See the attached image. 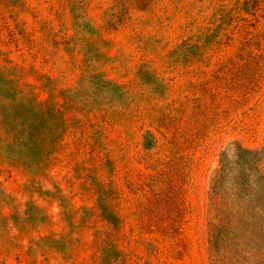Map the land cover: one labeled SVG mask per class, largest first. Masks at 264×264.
<instances>
[{
	"label": "rangeland",
	"instance_id": "rangeland-1",
	"mask_svg": "<svg viewBox=\"0 0 264 264\" xmlns=\"http://www.w3.org/2000/svg\"><path fill=\"white\" fill-rule=\"evenodd\" d=\"M8 82L65 131L0 158V264H264V0H0Z\"/></svg>",
	"mask_w": 264,
	"mask_h": 264
},
{
	"label": "trees",
	"instance_id": "trees-1",
	"mask_svg": "<svg viewBox=\"0 0 264 264\" xmlns=\"http://www.w3.org/2000/svg\"><path fill=\"white\" fill-rule=\"evenodd\" d=\"M81 82L84 85L78 92L89 95L94 101L106 97L100 91L101 84L106 89L114 88L118 94H124L120 86L97 70L84 76ZM85 83L89 87L91 84L89 90ZM64 131L63 113L55 105L42 102L30 91L9 82L0 88V158L23 166L45 163ZM240 153L248 158V165L253 167L255 164L264 171L262 159L256 158L255 150L244 147L240 148Z\"/></svg>",
	"mask_w": 264,
	"mask_h": 264
}]
</instances>
